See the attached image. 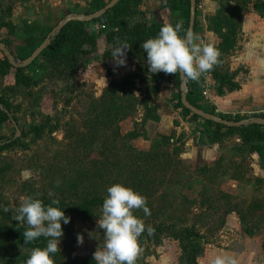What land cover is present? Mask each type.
<instances>
[{
	"label": "rangeland",
	"instance_id": "374dc122",
	"mask_svg": "<svg viewBox=\"0 0 264 264\" xmlns=\"http://www.w3.org/2000/svg\"><path fill=\"white\" fill-rule=\"evenodd\" d=\"M110 1L0 0V42L20 64L35 49L25 48L32 33L55 38L52 30L65 17L84 22ZM145 1L118 0L127 12L119 22L152 23L142 9ZM163 9L156 21L168 25L170 12ZM105 26L103 20L86 23L96 52L78 55L79 67L66 82L48 79L41 58L19 72L0 52V113L9 115L0 120V142H15L0 148V264H24L34 248L24 244L25 226L12 220L24 196L45 205L55 198L70 217L61 223L54 264H95L92 253L103 236L97 227L100 205L114 183L140 193L150 212L133 211L146 228L136 264H187L182 239L188 228L198 234L196 264H211L217 256L264 264V142L255 134L246 142L226 135L216 144L219 156L204 158L213 145L206 131L211 135L214 127L206 128L200 118L185 119L181 127L175 119L179 91H185L177 75L163 73L155 81L146 61L131 58L124 66L105 67L99 58ZM193 34L219 52L218 62L196 83L193 102L245 127L264 119V0H195ZM25 76L33 79L28 86L20 83ZM204 90H210L206 99ZM91 200L88 211H75ZM40 241L45 239L35 240Z\"/></svg>",
	"mask_w": 264,
	"mask_h": 264
},
{
	"label": "clouds",
	"instance_id": "9594fccd",
	"mask_svg": "<svg viewBox=\"0 0 264 264\" xmlns=\"http://www.w3.org/2000/svg\"><path fill=\"white\" fill-rule=\"evenodd\" d=\"M181 24L162 26L155 37L140 43L145 55L149 73L177 74L184 81H198L218 62L219 52L210 43H206L199 35L188 30L180 35ZM127 43L115 47L112 58L118 66L126 63ZM58 183V182H57ZM49 196H53L50 190ZM59 200L53 198L45 205L42 200L33 196H24L14 209L12 220L16 225H24L22 237L24 244L43 237V248H32L24 264H54L52 256L60 251L58 245L63 236L61 223L67 225L70 217L58 207ZM142 210L144 215L150 214L146 199L138 192L121 183H114L106 188V195L100 205V217L97 227L102 230L101 242L92 253L95 264H136L141 249L138 238L146 228L142 219L133 214L134 210ZM4 211H9L5 208ZM151 233V227L147 228ZM77 245L83 243L80 234L76 236ZM211 264H235L226 256H217Z\"/></svg>",
	"mask_w": 264,
	"mask_h": 264
},
{
	"label": "trees",
	"instance_id": "16d2710c",
	"mask_svg": "<svg viewBox=\"0 0 264 264\" xmlns=\"http://www.w3.org/2000/svg\"><path fill=\"white\" fill-rule=\"evenodd\" d=\"M162 1L164 2V7L170 12L169 23L171 25H175L177 23L181 24L180 35H184V33L187 32L188 27L189 0H183L182 3L180 0ZM184 4L186 5L185 7H183ZM99 8H103V6ZM126 14V9L121 4V2H118L111 9L106 11L100 18L90 21L93 22L103 20L106 24L105 27H107L104 37L110 46L108 49H105L99 57L101 61L105 62L113 60L112 52L114 48L122 43H127L129 45V48L126 50L125 59L131 58L139 63L140 61H145L146 54L143 52L142 48H140V43H142L147 38L155 37L159 29L164 26V24H158L154 22H137L133 25H128L125 21L119 22L121 18H126ZM180 16L181 18L185 19L183 22L178 20ZM86 23L89 22L75 21L65 24L62 29L57 32L55 38H50L49 45L44 50H42L39 56L30 65H32L38 58H41L45 63L42 71H46L45 73L48 79L59 80L62 82L71 80L79 67L78 55L88 56L96 52V40L94 36L88 34L84 29ZM67 36L69 37L67 38ZM44 39L45 38L41 36L40 32H34L24 40L25 48L27 50H32L38 47L44 41ZM37 40H40L39 45H36ZM84 45H88L89 49H83ZM16 68L20 72L26 67L22 68L18 66ZM161 74H163V72L153 74L152 79L159 81ZM176 75L179 79V74L177 73ZM30 81H33V79H29L25 76L21 79L20 83L28 86L31 84ZM197 82L198 81L192 80L185 81L184 89L187 101L194 107L200 109V107L193 102V94L197 89ZM34 85H36V83ZM110 85L112 87L118 86V84L114 81H112ZM182 92L183 91H179V100L176 105V108L180 109V116L187 120H189V118L192 120L199 119L200 117L191 114L181 105L180 95ZM217 92L221 94L219 90ZM0 115L3 116V118L0 119L1 121L9 119V115L6 111H2ZM221 117L222 120L227 121V119H225L223 116ZM202 120L206 128L211 126L214 127V132L211 135H209L206 131V138L210 139L211 143L213 144L219 143L222 137L226 135L237 136L242 142H246L248 140V137H246L247 135L251 136L255 134L258 136H256L258 140H262L264 142V126L255 124L254 122H251L249 126L245 127L243 125L227 126L217 122H212L210 120ZM222 130H224V133H220ZM14 143L15 142L13 140L4 139V141L0 142V148L8 149L12 147ZM92 201L95 202L94 200H91L90 202H84V204L76 206L75 211L78 212L79 210L80 214L84 213V211H88L91 206L90 204L93 203ZM156 232H160V230H156ZM184 233L185 234L182 241H186L188 246L184 255V260L187 262V264H196L194 258L196 255L197 243L195 242V239L197 238L198 234L194 232L192 228L185 229ZM32 245H34V247L43 248L45 246V242L40 241V243H38L32 241ZM53 261L56 263L57 259H53Z\"/></svg>",
	"mask_w": 264,
	"mask_h": 264
},
{
	"label": "water",
	"instance_id": "95a60500",
	"mask_svg": "<svg viewBox=\"0 0 264 264\" xmlns=\"http://www.w3.org/2000/svg\"><path fill=\"white\" fill-rule=\"evenodd\" d=\"M118 2V0H111L107 5H105L103 8H101L100 10L94 12L93 14L86 16L83 18L84 22H90L92 20H96L98 18H100L106 11H108L109 9H111L116 3ZM71 20H73V18L67 16L64 18L63 22L60 23L58 26H56L53 30L52 33L58 32L60 29H62V27L70 22ZM194 21H195V0H189V19H188V27H187V31L191 30L193 33V27H194ZM50 43V36H47L44 41L38 46L36 47L33 52L25 59L23 60L20 64H17L13 58V56L10 54V52L7 50L6 46L0 42V52H2V54L4 56H6V58L8 59V62L10 65H12L13 67H27L28 65H30L38 56L39 54L42 52V50H44ZM179 74V73H178ZM179 81L181 83L182 87H185V81L183 80L182 77H180L179 75ZM180 102L181 105L183 106V108L187 109L191 114L196 115L204 120H210L212 122H217L223 125H227V126H241L243 124V122H228L226 120H222L217 118L214 115L205 113L204 111H202L201 109H198L196 107H194L193 105H191L187 99H186V95H185V91L181 93L180 95ZM255 124H259L264 126V119H256L255 121H253ZM15 131H16V136L19 135L18 129L15 125V123L13 121H11Z\"/></svg>",
	"mask_w": 264,
	"mask_h": 264
},
{
	"label": "crops",
	"instance_id": "0c3cea01",
	"mask_svg": "<svg viewBox=\"0 0 264 264\" xmlns=\"http://www.w3.org/2000/svg\"><path fill=\"white\" fill-rule=\"evenodd\" d=\"M164 2L162 0H148V2H144V11H146L147 14V19L152 21L154 20V22L157 23L156 19L159 20L160 15H161V11L164 10ZM105 38V37H104ZM109 44L106 42V39L104 41V45L102 46V50L100 51H104L105 49L109 48ZM129 60L128 58H126V61ZM105 67H113L114 65L117 66L116 61L113 59L111 61H105ZM210 94V90L207 91V96ZM206 99V97H204ZM220 110V109H219ZM215 112H220L217 110H215ZM222 113V112H220ZM179 121L178 118H175ZM180 125H184L181 124ZM182 127V126H181ZM217 143L210 145L208 147L205 148L204 152H203V156L206 159H216L219 156V151L217 149Z\"/></svg>",
	"mask_w": 264,
	"mask_h": 264
},
{
	"label": "built area",
	"instance_id": "2783aa9c",
	"mask_svg": "<svg viewBox=\"0 0 264 264\" xmlns=\"http://www.w3.org/2000/svg\"><path fill=\"white\" fill-rule=\"evenodd\" d=\"M207 95V91L204 90L202 92V96L205 97ZM262 114H264V111L261 112ZM232 116H235V115H232ZM179 119V121L181 122V124H184V122L186 121L185 118H183L182 116H178L177 117ZM181 126H184V125H181Z\"/></svg>",
	"mask_w": 264,
	"mask_h": 264
}]
</instances>
